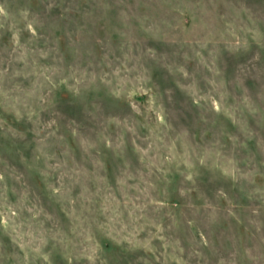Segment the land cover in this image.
Segmentation results:
<instances>
[{"label":"rangeland","instance_id":"obj_1","mask_svg":"<svg viewBox=\"0 0 264 264\" xmlns=\"http://www.w3.org/2000/svg\"><path fill=\"white\" fill-rule=\"evenodd\" d=\"M0 264H264V0H0Z\"/></svg>","mask_w":264,"mask_h":264}]
</instances>
